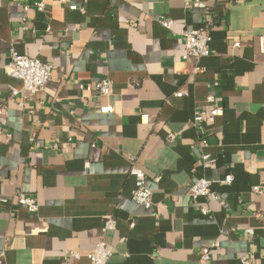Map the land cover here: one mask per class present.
Instances as JSON below:
<instances>
[{"label": "crops", "instance_id": "crops-1", "mask_svg": "<svg viewBox=\"0 0 264 264\" xmlns=\"http://www.w3.org/2000/svg\"><path fill=\"white\" fill-rule=\"evenodd\" d=\"M39 1L0 0V264H89L100 238L114 246L106 264H264V0ZM203 26L196 61L184 35ZM10 47L52 64L42 91L11 95ZM102 78L108 97L92 86ZM131 161L149 208L131 198ZM227 174L214 200L191 198L197 179Z\"/></svg>", "mask_w": 264, "mask_h": 264}, {"label": "built area", "instance_id": "built-area-1", "mask_svg": "<svg viewBox=\"0 0 264 264\" xmlns=\"http://www.w3.org/2000/svg\"><path fill=\"white\" fill-rule=\"evenodd\" d=\"M62 4L68 6L69 9L75 10L79 9L83 12L81 6H77L73 3H69L68 0H56ZM45 0H40L35 2L34 5L38 10H42ZM26 9V7H25ZM209 41H210V32L207 26H203L197 29H191L184 35L183 49L186 57L193 60L199 61L201 58L209 55ZM239 43L235 42L233 46H238ZM258 52L263 57L264 60V34L258 37ZM5 71L8 75L21 81V89L11 90V95L16 96L19 92H22L23 97L32 96L35 93L42 91L46 83L52 78V69L53 66L50 63L42 62L37 58L29 57L26 55L19 54L12 47L8 51V60L4 66ZM195 69H200L195 67ZM262 77L264 80V61L262 66ZM93 88L96 90L99 96L108 97L113 92V84L109 78H102L95 81L92 84ZM79 88L83 89L84 85L79 84ZM177 96H180L181 93L177 92ZM208 101L212 100V96L207 97ZM102 113H111L113 111V106L110 104L102 105L100 107ZM3 112V106H0V116ZM221 113L220 108H214L210 111L211 115H217ZM203 114L196 116L194 120H200ZM142 121L148 120V115L142 113L140 115ZM173 134L170 135V138H173ZM202 145H206L205 139L200 140ZM203 158H206L204 156ZM129 173L134 178L135 186L131 191V198L133 201L141 206L146 208L151 207L152 205V192L149 187L146 185V177L143 170L136 165L134 162H130ZM232 181V175L227 174L221 180L199 178L195 182L189 185V194L191 198H205L207 200H214L216 197V191L214 185L216 183H230ZM253 191L259 193L260 187L254 186ZM18 204L26 208L30 213H35L37 211V205L33 198L28 196H19L17 200ZM200 213L202 215L208 214V208L205 206L200 207ZM130 227L134 226V222H130ZM115 226L114 220L112 217H106L103 223L102 232L113 229ZM215 245V244H213ZM114 252V246L107 243L103 238H100L95 244L93 250L87 254L89 264H106L107 261L111 258ZM73 256H77L76 253H72ZM208 249L203 248L199 254V260L204 262L208 260ZM240 264H253V262L245 257L240 258Z\"/></svg>", "mask_w": 264, "mask_h": 264}]
</instances>
